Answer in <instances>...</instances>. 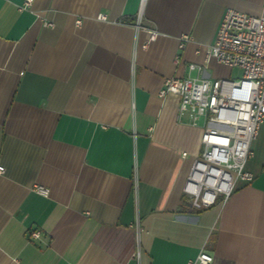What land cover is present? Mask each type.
Segmentation results:
<instances>
[{
	"label": "crops",
	"instance_id": "obj_1",
	"mask_svg": "<svg viewBox=\"0 0 264 264\" xmlns=\"http://www.w3.org/2000/svg\"><path fill=\"white\" fill-rule=\"evenodd\" d=\"M262 3L0 0V264H264V125L252 180L195 210L182 189L202 120L159 95L167 78L239 77L204 51L226 9Z\"/></svg>",
	"mask_w": 264,
	"mask_h": 264
},
{
	"label": "built area",
	"instance_id": "obj_2",
	"mask_svg": "<svg viewBox=\"0 0 264 264\" xmlns=\"http://www.w3.org/2000/svg\"><path fill=\"white\" fill-rule=\"evenodd\" d=\"M32 1L24 0L23 7L28 8ZM98 18L105 19L103 15ZM139 18L140 11L136 28ZM147 31L149 40L156 37L155 31ZM188 39L181 37L182 43ZM210 60L239 69L240 76L167 78L159 91L161 97L172 94L178 98L179 122L195 125L197 119L202 120L201 153L193 160L182 189L195 210L224 202L237 181L249 183L253 178L246 163L252 154L250 144L264 125V3L257 16L225 10L213 43L204 51L205 63ZM204 67L188 65L189 71ZM3 172L0 166V174ZM34 191L48 195L43 186L36 185ZM38 234L32 231L30 236L37 238ZM138 255L137 250L135 256ZM212 260L211 254L200 250L187 264H212Z\"/></svg>",
	"mask_w": 264,
	"mask_h": 264
}]
</instances>
